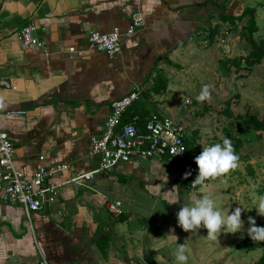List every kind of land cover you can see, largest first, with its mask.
<instances>
[{"label":"crops","instance_id":"obj_1","mask_svg":"<svg viewBox=\"0 0 264 264\" xmlns=\"http://www.w3.org/2000/svg\"><path fill=\"white\" fill-rule=\"evenodd\" d=\"M247 7L254 8L256 24L264 19V0H0V80L8 82L0 83V128L15 145V163L28 175L40 162L68 163L49 178L53 182L94 169L98 157L89 155L90 139L102 133L111 101L131 90H139L132 107L163 115L173 101L193 106L219 101L238 83L264 93V69L253 70L264 65V57L249 69L242 60L236 69L229 61L224 65L233 57L235 39L226 40V49L218 43L223 30L241 29L248 17L234 25L220 14L237 16ZM135 11L142 23L122 37L116 55L89 46L91 30L124 31ZM29 21L37 25L43 46L21 43L18 30ZM214 26L218 33L204 42L203 33ZM250 75L258 82L247 85ZM163 79L164 88H153ZM205 87L210 98L201 101ZM226 98L229 106L235 103ZM13 109L23 112L9 113ZM184 129L199 150L215 140L203 137L204 125ZM187 175L173 161L133 159L63 185L58 199L30 218L19 204L0 202V264H37L42 255L52 264H177L172 254L177 243L186 246L187 264H237L227 238L234 234L222 232L212 241L207 232H185L178 225L176 206L180 211L202 193ZM220 184L225 194L228 184ZM116 200L118 215L107 207ZM225 201L231 211L241 208L231 198ZM241 219L245 224L243 214ZM242 240L233 246L242 247Z\"/></svg>","mask_w":264,"mask_h":264},{"label":"built area","instance_id":"obj_2","mask_svg":"<svg viewBox=\"0 0 264 264\" xmlns=\"http://www.w3.org/2000/svg\"><path fill=\"white\" fill-rule=\"evenodd\" d=\"M142 23V16L135 11L124 31L114 27L108 32L91 30L88 44L91 48L105 52L109 56L116 55L121 49L124 35L133 33ZM37 25L29 21L18 30V37L25 46H43L44 41L36 34ZM218 38L221 48L226 49V40L230 39L229 28L223 30ZM210 31L203 33V41L210 40ZM226 37H228L226 39ZM69 50L77 54L81 52L70 46ZM0 83L8 85L5 79ZM139 97V90H131L111 101V110L104 122V129L98 136L90 139L89 155L97 156V166L82 174L69 176L61 181L53 182L49 178L68 168V163L60 162L50 165L38 163L33 172L28 175L23 167L15 163V145L8 132L0 128V202L19 204L25 210L27 218L31 213L41 209L46 204L55 202L61 192V187L67 183L82 182L101 170H106L118 162H129L140 158H157L159 160L179 161L186 157L185 129L171 117L159 112H151L145 117L144 125L138 126L139 117L134 114L132 120L121 123L125 110ZM22 110H10L9 113H22ZM179 141V143H177ZM185 150L173 156L172 148ZM44 153L39 154L43 160ZM198 175V166L193 179ZM121 201L107 204L108 210L118 215L121 212ZM37 264H52L42 255Z\"/></svg>","mask_w":264,"mask_h":264},{"label":"rangeland","instance_id":"obj_3","mask_svg":"<svg viewBox=\"0 0 264 264\" xmlns=\"http://www.w3.org/2000/svg\"><path fill=\"white\" fill-rule=\"evenodd\" d=\"M257 24L262 27L264 25V19L259 17L257 19ZM240 30L241 29L239 28L229 27L230 35L233 39H235L236 42V46L233 49V57L231 58H237L238 56L244 57L250 48L247 40L244 39V36ZM261 35H264L263 28L261 32L260 30H258L256 33H254L256 39H261ZM261 69H264V65H261L259 67L254 66L253 68L255 72H259L261 71ZM257 78L260 81L264 77L262 78L258 75ZM254 81L258 82L251 75L246 78L247 85L253 83ZM250 88L252 89L253 87L247 86L246 88L245 86H243V88H240L238 83L236 85V88H233L235 89L234 91H236L237 94L234 91L233 93L231 91L227 93L226 91H223V93H221V98H219V101L215 100V98V101L213 102L207 103L205 101L198 106H193L191 103H182V100L173 101L172 108L169 110H165V112L170 115V117L175 118V120L187 130L188 125L189 127L194 124L204 125L208 131L204 132L206 137H203L207 140L215 139L214 142L221 143V140L224 138L225 128L230 129L233 135H236L241 139V144L238 148V152L240 151L241 156L239 157V168L231 172L226 177V182L228 184V188H224L226 193H221L223 192V184H220V180L208 181L206 182L205 186H197L195 188L196 191H201V194L211 196V198L216 201L217 209L224 215H226L227 213L231 214L232 212L230 209L225 208V200H230V198L232 200V203H240L242 209L244 207L246 208L242 211L243 216L246 218L244 230L242 232H237L234 235L227 236L232 255L235 257V263L237 264H249L248 262H253L258 259L264 251V242H262L261 245L252 250H248L244 248V246L240 248H235L233 246V241H235V239H245L246 242H253V240L249 236H247V229L250 227L248 223L249 217L255 220L257 226L264 227V216L258 215L257 210L255 209L256 205L253 203V200L255 198L264 196V135L259 134L258 131L250 128H245L243 126L238 128V126H234V122L236 123L240 121L235 117L236 113L248 115L255 112L254 114L258 113L256 115H258L259 117L264 116L262 115L264 114V102L262 103L260 100L264 98V93L262 91H259V89L255 90V92H250ZM183 95L184 93L182 94V99L184 98ZM227 96L229 97L228 100L235 102L234 104L232 103L231 106H229L232 112L231 115L222 109L223 107H226V103L224 104V100L227 99ZM235 98H238V100H236ZM231 108H233V111L235 113H233ZM193 110L195 113L193 112ZM245 155L249 157V162H247V158L242 157ZM250 159L253 161H250ZM247 163L250 164L252 172L249 171V168L246 166ZM231 182H234V185H231ZM209 184H211L210 189H208L207 187ZM232 203L230 204V206L233 205ZM176 207L177 212H179L178 206ZM198 231L207 232L205 228L204 230H202L201 228Z\"/></svg>","mask_w":264,"mask_h":264},{"label":"clouds","instance_id":"obj_4","mask_svg":"<svg viewBox=\"0 0 264 264\" xmlns=\"http://www.w3.org/2000/svg\"><path fill=\"white\" fill-rule=\"evenodd\" d=\"M210 98V93L205 87L199 100L204 101ZM205 131H208L207 129ZM179 143V141H177ZM184 148H172L173 156L182 153ZM195 163L198 166V175L192 181L193 188L205 186L208 181L220 180L226 182V177L239 168V157L236 155L231 140L224 138L222 144L216 143L203 147L201 153L196 156ZM176 202H172L173 204ZM256 205L258 215L264 216V196L253 200ZM237 207L231 214H222L216 207L215 201L209 195L193 196L190 205L182 206L177 213L178 225L185 232H192L205 228L207 238L212 241L218 240L222 232L235 234L244 230V221L241 219L242 211ZM250 227L247 229V235L254 242H264V227H259L253 218L249 217ZM178 238L175 235H171ZM173 256L177 264H187L188 255L184 244H178L173 251Z\"/></svg>","mask_w":264,"mask_h":264},{"label":"trees","instance_id":"obj_5","mask_svg":"<svg viewBox=\"0 0 264 264\" xmlns=\"http://www.w3.org/2000/svg\"><path fill=\"white\" fill-rule=\"evenodd\" d=\"M220 16L223 21H227L229 19L230 21L229 20L228 21L234 25H236L235 23L236 19L241 20L243 17L248 16L245 21V24L241 27L240 31L242 32L244 39L247 40L250 48L244 57L238 56L237 58L225 59L224 65H226V63H228L229 61L230 64L234 65L236 69H239L240 63L243 60L245 63L244 67L249 69L254 64L259 63L261 59L264 57V39L263 38L256 39L254 36V33L258 30V26L256 24V20L254 17V8L253 7L244 8L242 12L237 16L227 15L224 12H222ZM217 33H218L217 27L216 26L212 27L210 29V34H209L210 39L213 36H215V34ZM163 80L164 81L161 84L155 85L153 86V88H155L157 91L160 90V88L161 89L164 88L166 86V80L165 79ZM131 105L128 107L129 110H127L128 108L126 109L127 113L123 114L121 123L129 122L130 120H132L133 115L137 114L139 117L138 126L142 128L144 125L145 117L151 112H156V111H149V110L142 111V110H139L135 106L132 107ZM229 105H230L229 101L226 100V107L223 110L231 115L232 112L229 108ZM235 117L240 121L236 123L234 122V126H238V128L241 126L245 128H250L255 131H258L259 134L264 135V117H259L256 114L243 115L240 113H236ZM224 138L231 140L235 153L239 157L240 154L238 153V148L240 147L241 139L238 136L233 135L231 130L228 128H225ZM184 139H185V146H186V157L183 160L173 161V162L179 165V168L182 170V172L188 171V175L186 176V179H188L192 185V181L194 180L192 177L196 172V166H197L195 163V158L201 153L202 150L197 149V147L193 145L190 138H187L185 136ZM212 144H216V143L211 142L210 145ZM247 167L249 168V171L252 172L250 164H247ZM239 245L240 246L242 245L247 249H255L260 245V242H254V241L246 242V240H242L239 243ZM252 264H264V251L261 254V256L257 260H255Z\"/></svg>","mask_w":264,"mask_h":264},{"label":"water","instance_id":"obj_6","mask_svg":"<svg viewBox=\"0 0 264 264\" xmlns=\"http://www.w3.org/2000/svg\"><path fill=\"white\" fill-rule=\"evenodd\" d=\"M88 184H90V182Z\"/></svg>","mask_w":264,"mask_h":264}]
</instances>
